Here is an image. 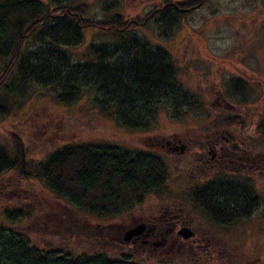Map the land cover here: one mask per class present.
Returning a JSON list of instances; mask_svg holds the SVG:
<instances>
[{
  "label": "trees",
  "instance_id": "obj_1",
  "mask_svg": "<svg viewBox=\"0 0 264 264\" xmlns=\"http://www.w3.org/2000/svg\"><path fill=\"white\" fill-rule=\"evenodd\" d=\"M205 1H165L142 17L128 16L118 0H109L100 8L102 18L95 19L88 16L91 6L84 0H0V120L22 115L30 102L37 104L44 96L30 95L43 87L53 91L52 100L65 110H78L79 101L91 95L86 116L98 111L115 115L116 126L128 130H146L145 112L153 116L163 101L197 107L175 80V59L147 27L169 39L184 25L185 15ZM227 90L225 98H240L242 105L252 93L240 78H233ZM222 113L215 109L207 123L226 130H245L251 123L246 112ZM254 129L264 133V114ZM166 158L152 150L83 141L29 160L23 141L10 134L9 143L0 142V264H235L214 238L227 237L252 218L260 192L241 172H219L207 183L194 184L187 197L205 225L192 224L193 235L183 246L156 250L151 263L142 261L147 256L140 260L139 244L126 243L110 226L93 231L101 248L80 255L38 247L27 234L32 224H40L37 231L43 236H61L72 209L92 220H108L147 196L164 195ZM18 225L26 233L13 228ZM115 242L130 249L110 257L106 250Z\"/></svg>",
  "mask_w": 264,
  "mask_h": 264
},
{
  "label": "rangeland",
  "instance_id": "obj_2",
  "mask_svg": "<svg viewBox=\"0 0 264 264\" xmlns=\"http://www.w3.org/2000/svg\"><path fill=\"white\" fill-rule=\"evenodd\" d=\"M108 1L84 0L91 6L88 16L102 18L100 8ZM165 1L181 0H118L125 14L142 17ZM182 24L169 39L159 38L152 26H148L147 31L175 59L178 68L175 80L188 92L190 100L197 101V107L182 105L179 101V106L175 107L169 99L157 104L153 116L145 112L150 122L146 130H128L116 126L115 115L98 111V114L86 116L83 111L86 106H91V95L79 101L78 110H65L52 100L53 91L50 88H37L30 95L33 97L41 93L44 96L37 104L31 105L30 102L22 115L0 120V142L9 143L10 134L18 135L24 143L29 160H39L64 143L83 141L108 142L126 148L163 153L165 150L157 140L174 131L205 127L203 124L207 123L206 118L214 115L215 109L221 110L222 115L226 111L243 112L245 109L257 123L264 114V0H206L200 7L187 13ZM233 78L245 81L252 91L241 109L231 106L242 105L237 101L240 98L231 97L226 102L221 100V94L228 96V83ZM173 96L179 100L182 94L173 93ZM166 161L169 165V179L167 189L162 193L164 195L147 196L140 205L118 218L108 220H92L70 209L61 236L52 239L43 236L37 231L42 228L40 224L36 227L32 224L27 234L38 247L47 248L49 245L52 249L67 248L80 255L102 247L98 239L93 237V231L110 226V230L119 236L129 225L140 221L145 215L161 210L169 199L175 202L176 207L182 208L185 215L189 214L192 224L199 221L202 223L201 219H197V211L187 197L197 182L193 179L196 173L183 168L180 156H169ZM259 187L264 196V184ZM16 203L23 206L21 201ZM39 223L43 225V222ZM241 225L242 228L229 231L227 237L216 234L218 238H214V243L224 245L225 258H232L235 264H264V205L251 219L242 221ZM13 228L21 229L24 233L27 229L22 225ZM224 239L226 243L222 241ZM119 246L117 242L114 246L108 245L110 251H106L110 257H117L119 250L130 249ZM213 247L217 248L214 244ZM134 250L137 252L139 249ZM147 250L141 246L139 258L142 260L147 256L142 261L151 263L155 251Z\"/></svg>",
  "mask_w": 264,
  "mask_h": 264
},
{
  "label": "flooded vegetation",
  "instance_id": "obj_3",
  "mask_svg": "<svg viewBox=\"0 0 264 264\" xmlns=\"http://www.w3.org/2000/svg\"><path fill=\"white\" fill-rule=\"evenodd\" d=\"M221 100L226 102L227 98L221 94ZM231 106L240 108L239 105ZM245 115L251 122L245 130H226L215 124L205 123V127L199 126L201 129L174 131L157 142H160L158 144L164 148L163 154L167 157L180 156L183 168L196 173L193 179L197 184L207 183L217 173L225 171L241 172L244 177H250L260 192L258 202L253 206V216L264 205L263 190L259 187L264 184V133L254 129L256 122L251 115L247 112ZM182 211V208L175 206V202L167 200L161 210L151 212L140 221L129 225L128 229L139 223L145 224L143 233L132 237L130 245L139 244L148 248V251H156L161 248L169 250L180 243L185 244L187 239L177 232L184 226L192 229V218ZM197 216L199 220V209Z\"/></svg>",
  "mask_w": 264,
  "mask_h": 264
},
{
  "label": "water",
  "instance_id": "obj_4",
  "mask_svg": "<svg viewBox=\"0 0 264 264\" xmlns=\"http://www.w3.org/2000/svg\"><path fill=\"white\" fill-rule=\"evenodd\" d=\"M145 229V224L144 223H139L136 224L133 227H130L129 229L125 230L123 233V240L128 242L132 237L138 236L143 233ZM178 235H180L182 238L187 239L192 237L193 235V230L190 227H181L178 230ZM162 245V243H160Z\"/></svg>",
  "mask_w": 264,
  "mask_h": 264
}]
</instances>
